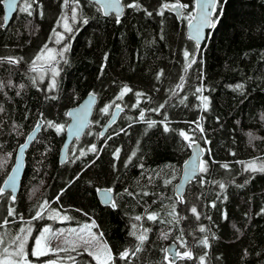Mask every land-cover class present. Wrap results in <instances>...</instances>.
I'll return each mask as SVG.
<instances>
[{
  "label": "trees",
  "instance_id": "trees-1",
  "mask_svg": "<svg viewBox=\"0 0 264 264\" xmlns=\"http://www.w3.org/2000/svg\"><path fill=\"white\" fill-rule=\"evenodd\" d=\"M27 2L32 14L17 11L5 27L0 0V188L19 146L42 126L19 193L0 194V241L16 246L31 228L32 247L46 226L93 221L109 264H264V0H221L223 15L199 47L187 34L195 0H122L119 20L89 0ZM177 2L188 7H163ZM50 48L55 68L41 83L37 57ZM89 93L97 95L91 124L62 164L69 110ZM195 142L204 149L200 174L179 198ZM103 188L115 207L100 203ZM171 242L177 262L166 253ZM30 258L97 264L83 247Z\"/></svg>",
  "mask_w": 264,
  "mask_h": 264
},
{
  "label": "water",
  "instance_id": "water-1",
  "mask_svg": "<svg viewBox=\"0 0 264 264\" xmlns=\"http://www.w3.org/2000/svg\"><path fill=\"white\" fill-rule=\"evenodd\" d=\"M21 1L22 0H20V2H18L17 4V10L10 11L5 6L7 0H4V3H3L4 4V14H5V17H8V19H5V25H4L5 27H7V25L10 23L14 15L17 13ZM89 1L94 2L98 6H100L104 15H105V11H107L108 14L105 16L114 15L117 17V12L115 11V9H112V8L106 9L104 7V5L106 4L113 3L114 0H99V2H97V0H89ZM121 5H122V8L119 13V18H121L124 14V5H123L122 0H121ZM196 14H197V10L195 7L194 15ZM196 23H198V20L192 21L193 25H195ZM211 29L212 28H208V27L204 28L199 46H202L206 42L208 34L211 31ZM187 34L189 38L195 36V30L194 28L189 27V23L187 25ZM191 39L196 42L194 38H191ZM96 103H97V95L95 93H89L83 98V100L77 106L69 110L68 116L70 120L65 129V139H64V143H63L61 153H60V162L62 164L65 163L67 159V152H68L70 145L75 140H79L83 136V134L86 132L88 127L90 126ZM120 111H121L120 107L115 108V110L112 113L111 118L109 119L107 124L102 129V134H105L107 130L109 129V127L117 120L120 114ZM41 126H42V120H39L38 124L34 127V129L26 137L24 143H22L19 146L16 152L14 164L2 185V189H4V192H10L12 194V197L14 198L17 196V194L20 191L21 181L24 176L25 165H26L25 164L26 152L28 148L30 147L31 143L36 138L37 134L39 133ZM203 155H204L203 145L200 142L193 143L191 145L190 156L187 158V160L183 164L180 180L175 186V192L179 198L182 197V195L184 194L189 184L193 182L199 176L201 160H202ZM13 180H14V185H15L14 190L11 187ZM105 190H109V196L111 197L110 201L106 199V197L103 194ZM97 196L102 205L112 206V202H114V193L112 190L107 189V188L100 189L97 193ZM166 253L171 258L172 262H177L181 258V255H177V253H179V250L175 242H171L166 246Z\"/></svg>",
  "mask_w": 264,
  "mask_h": 264
},
{
  "label": "snow or ice",
  "instance_id": "snow-or-ice-1",
  "mask_svg": "<svg viewBox=\"0 0 264 264\" xmlns=\"http://www.w3.org/2000/svg\"><path fill=\"white\" fill-rule=\"evenodd\" d=\"M18 2H20V0H7L5 6L10 11L17 10ZM23 2H24V6L19 8L18 11L27 12L28 15H31L32 14V12L30 10L31 9V3H28L27 0H23ZM97 2H99V0H97ZM104 7L106 9L107 8L115 9V11L117 12V20H119V13H120L121 8H122L121 0H114L113 3L106 4V5H104ZM127 7H138V5L129 4V5H127ZM163 7L166 9L177 11V10L182 9V8H187L188 5L177 2L174 4H165ZM195 7L197 10V14L188 17V19H189V27L194 28V30H195V36L190 37V38H194L196 40L197 47H199L204 28L205 27H208V28H215L216 27V24L219 22L220 16L223 15V6L221 4V0H195ZM218 7L220 8V15L219 16L216 15V9ZM107 14H108V12L105 11V15H107ZM160 14L162 15L163 12H161ZM214 16H215V19H213ZM73 18H75V16H73ZM5 19H8V17H5ZM193 20H198V23L193 25L192 24ZM84 23H87V21H84ZM64 28H65V31H68V32L72 31V29L67 25V23H65ZM57 35L59 36L60 39H63V37L60 34H57ZM57 42H59V40ZM65 51H67V48H65ZM48 54H49V56H51L52 50H49ZM188 55L189 54L187 52H185V56L187 57ZM38 59H39V57H38ZM192 62L194 63L195 61L193 60ZM124 91L127 92L129 90L124 89ZM103 111L107 112L108 108L107 107L104 108ZM53 126L56 127V130L58 132L62 131V126H55V125H53ZM165 130H167V128ZM181 136H183L185 140L189 139V137L183 132H181ZM250 167H252L254 171L256 170L254 166H250ZM202 170H204V169H202ZM260 170L264 171V168H261ZM6 187H7V185H6ZM11 187L13 188V190L15 189L14 180H13ZM3 192H4V189L0 188V194H3ZM103 194L106 197V199H108L109 201L111 200V197L109 196V190H105L103 192ZM13 199H14V197H13ZM46 206H47V201H45L44 204H42L40 209L37 211L36 218H39L43 214V212L46 209ZM112 207H115L114 202H112ZM192 211L195 212L196 211L195 208H193ZM136 219L139 220V219H141V217L137 216ZM148 219L154 220L155 216L150 215L148 217ZM88 227H89L88 225H85V229H87ZM73 231H75V230H73ZM21 232L23 233L24 230L21 229ZM44 232L45 233L51 232V229L45 228ZM26 239H27L26 236L23 237V239L21 236H17L16 241L18 243L16 244V250H14L11 253H8L7 249H5V252L7 255H6L5 259L0 260V264H27V253L25 252ZM45 239H46L45 236L43 234H41V236L35 241V249H34L32 255L38 257L40 255L46 254L47 249L45 248L42 250V248H41V241H43ZM93 239H96V237L94 235H93ZM138 239L141 242H143V240L145 239V236L141 235L138 237ZM83 243L86 246L89 245L88 240H84ZM72 250L73 251L76 250V245H73ZM58 251H67V249L61 248V249H58ZM85 251L87 252V254L89 256H91L97 262V264H109V262L113 259L112 255H111V249L107 248L106 245L104 246L102 252H100V253L93 250V248L90 246L85 247ZM177 255H180V254L177 253ZM128 256H129L128 251H125V252L120 254L121 259H125ZM184 256L191 258V253H184Z\"/></svg>",
  "mask_w": 264,
  "mask_h": 264
},
{
  "label": "rangeland",
  "instance_id": "rangeland-1",
  "mask_svg": "<svg viewBox=\"0 0 264 264\" xmlns=\"http://www.w3.org/2000/svg\"><path fill=\"white\" fill-rule=\"evenodd\" d=\"M58 39H60L59 36H58ZM49 50H52L51 56H49V54H48ZM38 57H39V59H38ZM38 57H37V67L39 69H38V74L36 76V79L42 83L48 78L49 74H53V67H54V62H55V57H56L55 50L50 48L47 51L42 52ZM46 68L49 70H47ZM49 71H51V72H49ZM54 73H55V70H54ZM50 84L52 86H55V80L53 79V82L50 81ZM85 225H88L89 227L87 229H85ZM94 226H95V223L93 221H88V222H85L84 224H81L80 226H69V225H67L65 228L58 227L55 230H51V232L45 233L44 232L45 228H48V229L51 228L50 226H46L42 229V231L40 232V234L38 236V238H39L41 236V234H43L46 238L45 240L41 241V248H42V250L46 248L47 249L46 254H47V253H50L53 251L55 252L61 248H64L67 250H72L73 245H76V250L80 249L82 247H83V249H85V247L90 246L93 248V250L100 253V252H102L104 246L105 245L107 246V244L104 241V239L99 237V234L94 229ZM59 228H62V230H60ZM73 230H75V231H73ZM30 233H31V228L27 229V231L25 230L21 236L22 239L25 236L27 237L26 242H25V252L27 253V264H74V261H64V260H57V261L52 260V261H45V262H43V261L39 262V261L32 260L30 258V253L31 252L33 253V251L35 249V241L38 238L34 241V244L31 247L29 244L30 243V240H29ZM93 235L96 237V239H93ZM84 240L89 241L88 246L84 245V243H83ZM30 247H31V249H30ZM5 249H7L8 253H11L14 250H16V246L11 245V239H7L6 241H0V260L5 259L6 255H7L5 252ZM40 256H42V255H40ZM40 256H38V257H40ZM34 257H37V256H34Z\"/></svg>",
  "mask_w": 264,
  "mask_h": 264
},
{
  "label": "bare ground",
  "instance_id": "bare-ground-1",
  "mask_svg": "<svg viewBox=\"0 0 264 264\" xmlns=\"http://www.w3.org/2000/svg\"><path fill=\"white\" fill-rule=\"evenodd\" d=\"M21 6V5H20ZM4 7V6H3ZM20 12V11H19ZM4 19V18H3Z\"/></svg>",
  "mask_w": 264,
  "mask_h": 264
}]
</instances>
